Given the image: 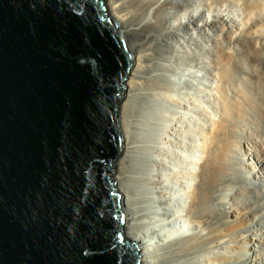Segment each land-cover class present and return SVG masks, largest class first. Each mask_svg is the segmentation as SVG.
<instances>
[{
  "label": "water",
  "instance_id": "95a60500",
  "mask_svg": "<svg viewBox=\"0 0 264 264\" xmlns=\"http://www.w3.org/2000/svg\"><path fill=\"white\" fill-rule=\"evenodd\" d=\"M132 66L106 0H0V264H142L115 179Z\"/></svg>",
  "mask_w": 264,
  "mask_h": 264
},
{
  "label": "bare ground",
  "instance_id": "6f19581e",
  "mask_svg": "<svg viewBox=\"0 0 264 264\" xmlns=\"http://www.w3.org/2000/svg\"><path fill=\"white\" fill-rule=\"evenodd\" d=\"M185 1V4L178 5L179 9H188L191 12L201 9V6L195 5L193 0ZM106 3L112 15L120 24L121 33L128 39V49L133 54L132 56L134 58V66L131 79L129 80L130 86L133 88L131 92L134 90L138 92V90L141 89L142 84L144 86L147 85V83L144 84V82L141 80L142 76H140L145 71V69L157 71L156 74H152L154 79L151 81L153 82L151 85L149 84L147 86L148 88H146V90L149 92L147 91V93H145L147 96L151 97V100L154 99V102H150L156 103L155 110H153L154 113L151 114L150 117H148V115L147 119L145 120L136 118V120H131L126 111L127 100L123 101L124 103L122 105V108L125 109H122L120 117V124L123 130L122 132L124 133V154L126 148H133L139 149L142 151V153H146L151 158L150 159L148 157L150 159V163L148 164L147 169L145 168L147 165L144 162L146 165H144V168L146 170L141 172L128 171L126 168H124L122 163L123 159H121L120 163L118 164L115 179L118 180V188L123 192L122 203L124 210H126L124 232L127 236H130L134 240H137L139 243H141L143 253L142 264H199V262L201 264V262L204 261H208V263L215 262L216 264H224L227 260L224 253L220 252L218 254H214V256L211 255L212 251L223 249L227 235L225 212L223 209L215 210L217 204H223L224 197H218L215 194L216 191H223L224 186H226V182L228 180L227 176L229 164H231L230 160L239 159L237 157V149H234L238 148V144L241 143L237 135L238 120L244 118L247 119L248 116H250V114L253 112L264 114V79H257V87H254L256 92L255 95L249 90L241 93L244 103L240 105L238 104L239 106L235 105L231 99V101H229L224 98L226 100V102L223 101V104H225L223 110V115L225 114L224 118L222 117L220 121L215 123V129L210 133L208 130L209 128L205 127L206 125L203 126L201 124V126H197L194 124L196 123L194 122L195 120L192 121L193 118L190 117L189 113L193 112L195 114L197 113V110L198 113L201 111L199 112V109L195 108L196 97L194 98V95L192 96V94L189 93L191 94L189 95V101L185 100L189 102V104H187L189 113L186 112L181 114L182 116L184 114L185 116L189 115L190 120L188 119V116H186L187 119L192 124H194L192 126H194V128H196L198 131L191 128L189 123V127L186 126V129L182 127V129H185V132H189V136L187 135L189 142L181 141V145L179 147L181 152L180 159L176 158L173 160V157H171L174 166L180 167L181 169L184 168L182 165H186V168H184V170L182 169L181 171L176 170V168H168L165 164L166 159H163L165 156L164 152H166L164 151L165 147L167 150L168 145V141L165 139V135L163 136L164 133L162 132V130H164L163 125L168 124V121L165 120V122L163 120L166 117L169 119V117L173 118V116H178L175 114L170 116L169 111L172 109L168 111L164 109V107L167 101L172 102V107H181V104L185 103H183L182 100V102L180 101L181 106L178 104V106L176 104L174 105L173 96L175 91L178 90H176V87L179 86L177 85L176 81L172 79L175 75L177 76V74H183L185 71H187V69L184 70L185 65L197 68L199 71L205 70V73L209 75L211 63L213 65L215 64L216 67H219L217 68L220 70L221 79L225 83H228L233 79L235 74L234 67L239 68V65L241 64L247 65L250 63L264 64V35L248 28L246 31H244V34L241 32L240 36L235 35L237 36L235 37L233 36L231 30L228 32L224 25L221 27L218 22L219 16L214 17V24L208 19H201L198 21L190 13L188 16V22L190 25H192L195 32L189 35L188 38H184V43L178 46V44L167 40V38H165V34L171 33L174 29L179 30L183 24L176 22L172 24L171 27H167L162 23L161 20V12L166 6L169 5V0H106ZM244 4L251 11H256L264 5L262 2H259V0L254 2L247 0L244 1ZM213 27H216L217 31L214 33L216 35L215 37L212 36L209 31H207V29L210 31L213 30ZM212 43H214L216 47V58H212L210 54L212 53ZM235 43L236 45L240 46V49H233L232 51V45H235ZM166 50H168V53ZM165 52L167 55H165ZM243 53H246L245 58L241 57V54ZM165 62L177 63V67L173 68V66L168 65ZM205 63H209L210 66L207 67L208 65H205ZM240 68L242 69V67ZM248 68L245 69L247 70ZM163 72H169L170 75H167L168 79L164 80L161 78ZM190 72L192 71L190 70ZM230 83L232 84L233 80ZM189 85H191V89H193L194 82L191 80ZM224 87L227 88L226 86ZM223 89L224 88H222V91L225 92L226 90L224 91ZM143 90L145 89L143 88ZM175 96H177V94ZM186 96L182 95L184 99H188ZM182 97L181 99H183ZM260 98L261 100L263 99V101H261ZM198 99L199 98L197 97V103L199 102ZM177 101L178 100H176V102ZM199 103H202L201 99ZM150 107H152V105ZM207 112L209 111H206V113ZM181 114H179V116ZM185 118H182L181 120ZM133 124H136L138 129H143V131H145V135L147 130L150 132L153 131V133L151 135L147 134L145 137L141 136L143 137L142 140L135 142V140H132V132L134 133V131L131 130V125ZM180 124L182 125V123ZM199 124L200 123H198V125ZM204 130H208L209 134V141L204 144L206 158L201 161L199 171L194 172L192 169L188 170L187 167L193 168V165H196L194 161L196 158H199L197 157L199 147L195 146L193 143L198 141V139L196 140L197 134H200ZM133 144L136 145L133 146ZM184 153H186V157L184 156L186 160L182 158ZM171 156L174 155L171 154ZM142 161L143 160L140 162ZM140 162H138V164ZM142 163H140V165ZM137 167L136 170L138 169ZM166 174L170 176L166 177ZM181 178L184 181L188 180L186 187L185 185H178V180ZM195 178H197V184H195ZM170 180L171 182H168ZM134 185L138 188V191L132 190L131 187ZM256 186L259 187L262 186V184L258 183ZM171 190H174V193ZM175 196H184L189 198L187 203L188 208L186 210L183 209V206L182 208L180 207V205L184 204V202L176 201L174 199ZM216 199L218 202L215 201ZM173 206H179L178 210H180L181 218L188 219L189 223L193 225H197L196 222H199L205 231L193 232L191 235L188 234L189 236H180V233H185L186 230L183 228H178L176 230L173 229V233L166 237L167 239H165V242H163L164 240L158 242L155 231H152L153 225H156V222L159 221L161 224L162 221L166 222L167 220H171L172 222L175 220V217L172 218V215L170 214L172 210L175 209ZM262 208V211H260L264 216V206ZM164 211L166 212L165 215L164 213L162 214ZM174 212V215L177 216V211L174 210ZM242 216L245 217V220H248L251 215L244 213ZM128 228L129 231L126 230ZM262 229L264 232V228ZM258 239L262 240L263 238ZM259 246L264 249V242H260ZM263 249L261 251H264Z\"/></svg>",
  "mask_w": 264,
  "mask_h": 264
},
{
  "label": "rangeland",
  "instance_id": "374dc122",
  "mask_svg": "<svg viewBox=\"0 0 264 264\" xmlns=\"http://www.w3.org/2000/svg\"><path fill=\"white\" fill-rule=\"evenodd\" d=\"M193 1H194L195 5L201 6L200 10L192 11V12L188 9L181 10L178 8V5L179 4H185L186 3L185 0H169V2H170L169 5L166 6L163 9V11L161 12L162 23L164 25H166L167 27H171L172 24H174L176 22L183 24L179 30L174 29V30H172L171 33L165 34V38H167V40H170L171 42L178 44V46H180V44L184 43V41H185L184 38H188L189 35H191L192 33L195 32L193 30L192 25H190L188 22V16L190 13L198 21L201 19H208L211 23H214V24H215V18L214 17L219 16L218 22L221 25V27L224 25L225 29L228 32L231 30L233 33V36H235V35L240 36L241 32H243L242 34H244V31H246L248 28L251 30H255V31L259 32V34L264 35V22H263L264 21V5L261 6L260 9H258L256 11H251L244 4V1H247V0H212V1L210 0V2H209V0H193ZM250 1L254 2V1H258V0H250ZM259 2H262L264 4V0H259ZM149 19H151V18H149ZM118 25L120 26L119 23H118ZM203 31H204V29H203ZM207 31H209V33L212 36H214V37L216 36L214 34L217 32L216 27H213V30H211V31L209 29H207ZM237 36H235V37H237ZM127 41H128V39H127ZM213 46L215 47L214 43H212V45H211V52L212 53H210V54H211L212 58H216V47L214 48ZM233 49L239 50L240 46L236 45V43H235V45H232L231 50L233 51ZM166 51L168 53V50H166ZM167 53L165 52V55H167ZM245 54L246 53L241 54V57L245 58L246 57ZM208 62H209V60H208ZM165 63L173 66V68L177 67V65H176L177 63H173V62H165ZM133 64H134V61H133ZM205 65H208L207 67L210 66L209 63H205ZM241 65H239V66L242 67V69L240 67L239 68L234 67L235 68V74H234L233 79H232L233 83H234V84L232 83L233 85L230 83L232 80L228 83L226 82L227 83L226 84L221 79L220 70L218 69L219 67L217 66L218 67L217 68L215 66V64L213 65L212 63L210 66L211 69L208 68V69H210L209 75H207L205 73L206 72L205 70L199 71V70H197V68L185 65L184 70L187 69V71H185V73H183V74L182 73L177 74V76L175 75L172 78L173 80L176 81L177 85L179 86V87H176V90L177 89L178 90L175 91V94L173 96L174 105L175 104L180 105L182 100H183V103L184 102L186 103V105L184 103V104H181L182 106L180 105L182 108L181 107H175V106H173L174 107L173 108L171 106L172 102L167 101L165 103L164 109H166L168 111L172 109L171 111H169L170 116L171 115L173 116L174 114L178 115L177 117L173 116L174 119L171 117H169V119H168V117H166L163 120V121H165V120L168 121L167 122L168 124H165L167 127L165 125H163L164 130H162V132L164 133L163 136L165 135V139L168 141L167 150L165 147L164 151H166V152H164L165 156L163 157V159H166L165 164L168 168H176V170H180V171L182 169L184 170V168H186V165H182V167H184V168L180 169V167L174 166L173 165L174 163H172V162L176 158L180 159L181 152H180L179 147L181 145V141L182 142H185V141L189 142V140L187 139V137L189 136V132L188 131L185 132V129L187 127L190 126L194 130H196V128H194V126H192V125L196 124L197 126H201V124H202L203 126L206 125L205 127L209 128L208 129L209 133L213 132L215 129V123L220 121L222 119V117L224 118V115H225V114L223 115V110H224V105H225V104H223V101L226 102V100H229V101L232 100L235 105L239 106L240 104L244 103V100L241 97L242 92L249 90L252 94H254V95L256 94L254 89L257 87L256 86L257 85V79H259V78L264 79V64H252V63H250V64H247L248 66L246 64L245 65L243 64L244 66L243 65L241 66ZM133 66H132V69H131V72L129 75V79H128V90L126 92V95H125V98L123 99V101L127 100L126 111H127V114L129 115V117L131 118V120H136V119L145 120V119H147L148 115H149L148 117H150L151 114L154 113L153 110H155V107H156V105H155L156 103H152V102H154V99L151 100L150 99L151 97L147 96V94H145V93H147V91H148V90H146V88H148L147 86L149 84L151 85V83L153 82V81H151L152 79H154V77H152V76L154 74H156L157 71L154 70L155 71L154 72L151 69H145V71L140 76H142L141 80L144 82V84L147 83V85L144 86L142 84L141 85L142 87L140 90H138V92L135 90L131 92V90H133V88L130 86L129 80L131 79V76H132ZM245 66H247V67H245ZM245 68H248V69L246 70ZM190 70L194 74L192 72H190ZM250 72H251V74H250ZM252 74L255 76H253ZM167 75H170L169 72H167V73L163 72L161 78L166 80V79H168ZM190 79L192 80V82H194V85H195V86L193 85V89H191V85H189L191 83ZM224 86H226L227 88H225ZM251 87H253V88H251ZM143 88L145 90H143ZM222 88H224L223 90L224 91L226 90V91L223 92ZM183 89L185 90V92ZM189 93H191L192 96L194 95L193 96L194 98L196 97L195 108L199 109V112L201 111L200 113H198V110H197V113H195V114L193 112L189 113L188 106H187V104H189V102L185 101V100L189 101V95H191ZM176 94H177V96H175ZM181 94L185 95V96L187 95L186 97H188V99L187 98L184 99ZM180 95L183 99H181ZM226 95H227V97H226ZM197 97L199 98L198 99L199 102L201 99L202 103H199V102H198L199 104L197 103ZM224 98H226V100ZM258 99H259V97H258ZM176 100H178L177 101L178 103L176 102ZM260 100H261V98H260ZM150 101H152V102H150ZM261 101H263V99ZM123 103L124 102H122V105H123ZM151 105H152V107H150ZM132 107H133V109H132ZM178 108L179 109L181 108V109L179 110ZM122 109H124V108H122V106H121V111H122ZM176 109H178V110H176ZM205 109H207V110H205ZM176 111H179V112H176ZM206 111H209V112L206 113ZM186 112L189 113L191 118H193L192 121L195 120L194 122H196V123L192 124L189 121L190 120L189 115H186V116H188L189 120L187 119L185 114L182 116V114L186 113ZM253 113H251L247 119L246 118H244V119L238 118L239 120H238V126H237V130H238L237 135H238V139L241 141V143L238 144L239 145L238 148H234V149L235 150L237 149V153H238L237 157L239 159L230 160L231 164H229L228 176H227L228 180L226 182V186H224L223 191H221V190L216 191V194H215L218 197H222V196L224 197L223 204H221V205L217 204L215 207V210L223 209L225 212V215H226L225 220L227 222V224H226L227 225V228H226V234L227 235L225 238V244H224L223 249H220L221 251L219 249L214 250L211 252V255L214 256V254H218L220 252L224 253L226 255V258H227V260L224 264H264V251H261L263 248L261 246H259L260 242H264V232L262 229V228H264V216L261 213V211L263 209L262 207L264 206V190H263L264 189V114L255 113V112H253ZM179 114H181V115L179 116ZM120 115H121V113H120ZM175 117H176V119H175ZM182 118H185V119L181 120ZM171 119H173V120H171ZM186 119L188 120V122ZM197 121H198V123H200L199 125H198ZM169 122H170V124H169ZM178 122H179V125H178ZM180 123H182V125ZM188 123H189V126H188ZM182 127L185 129H182ZM131 130L134 131V133L132 132V135H133L132 140L133 141L135 140V142L142 140V138L147 136V134L151 135L153 133V131L150 132L147 130V133L145 135V133H144L145 131H143V129H141V128L138 129V126L136 124L131 125ZM208 130L207 131L204 130L200 134H197L196 140L198 139V141L194 142L193 144L195 146L199 147V152L197 154V157H199V158L195 159L194 162L196 165H193L194 166L193 168L187 167L188 170L192 169L194 172H198L200 169L201 161L206 158V153H205V148H204L205 145L204 144L207 141H209ZM196 131H198V130H196ZM196 131H195V133H196ZM138 134H140V135H138ZM123 136H124V133H123ZM141 136H143V137H141ZM167 136H169L171 138V140ZM135 145L133 144V146H135ZM169 145H172V146H169ZM124 148H125V146H124ZM124 148H123L122 154L120 155V157L118 159L117 168H118V164L120 163L121 159H123L122 163L124 165V168H126L128 171L130 170L131 172L132 171L133 172H137V171L141 172V171L147 169L151 158L146 153L145 154L142 153V151H140L139 149H133V148L127 149L126 148V151L124 154ZM134 151H136L137 153ZM168 154L170 155V157ZM171 154L174 156H171ZM185 155H186V153H184L183 157H182L184 160H186ZM171 157H173V160ZM169 158H171V159H169ZM139 160L140 161L143 160L142 161L143 163L140 162ZM124 161H125V163H124ZM147 161H148V163H147ZM138 162H140L142 164L140 165V163L138 164ZM144 162L147 166L144 164ZM137 165H138V167H137ZM136 167L138 168L137 170H136ZM139 167H140V170H139ZM141 167H143V168H141ZM132 168H134V169H132ZM195 175H196V173H195ZM168 176H170V175H167L166 177H168ZM196 179L197 178H195V184H197ZM117 182H118V180H117ZM168 182H171V180ZM178 183H179L178 185H182V186L185 185V187H186L188 180L184 181L181 178L178 180ZM258 183H261L262 186L257 187L256 185ZM178 185H176V186H178ZM193 185H194V183H193ZM131 188L133 191H138V188L135 185L132 186ZM120 191H121V189H120ZM171 191L173 192L174 190H171ZM174 199L178 202H181V201L184 202V204H181V205L179 204L181 208L183 206L184 210H186L188 208L187 207V203L189 201L188 197L175 196ZM215 201L218 202L217 199ZM178 207L179 206H177V207L173 206V208H175V209H173L172 212L170 211L171 212L170 214L172 215L171 217L172 218L175 217L174 218L175 220H173L172 222H171V220L170 221L167 220L166 222L162 221L163 223L161 222V224L159 221V222H156V225H153L152 231H155L156 238H157L158 242H161L162 240H164L163 242H165V239H167L166 237L170 236L171 233H173V231L178 229V228H183L184 230L187 231V232L185 231V233L183 232L182 234L180 233V236H183V235L189 236L193 232L205 231L199 222H196L197 225H193V224L189 223L188 219L181 218V216H180L181 213H180V210H178L179 209ZM174 210L177 211V216L174 215L175 214ZM124 212L126 214V210H124ZM163 213L165 215L166 212L164 211V212H162V214ZM244 213H248L251 215L248 220L247 219L245 220V217L242 216V214H244ZM164 215H162V216H164ZM236 225H238V226H236ZM126 230L129 231V228ZM258 238H263V239L261 240ZM141 247H142V245H141ZM199 264H200V262H199ZM201 264H216V263L215 262H209L208 263V261H204V262H201Z\"/></svg>",
  "mask_w": 264,
  "mask_h": 264
}]
</instances>
